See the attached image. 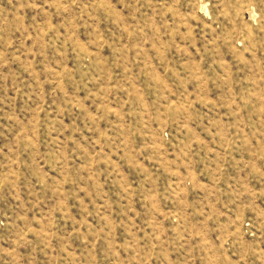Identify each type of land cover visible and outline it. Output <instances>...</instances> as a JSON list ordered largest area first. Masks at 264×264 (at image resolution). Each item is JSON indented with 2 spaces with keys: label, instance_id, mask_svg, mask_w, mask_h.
Masks as SVG:
<instances>
[{
  "label": "rangeland",
  "instance_id": "1",
  "mask_svg": "<svg viewBox=\"0 0 264 264\" xmlns=\"http://www.w3.org/2000/svg\"><path fill=\"white\" fill-rule=\"evenodd\" d=\"M0 264H264V0H0Z\"/></svg>",
  "mask_w": 264,
  "mask_h": 264
}]
</instances>
